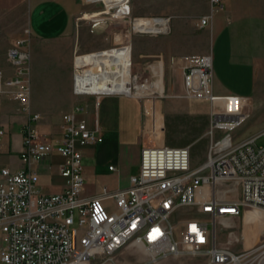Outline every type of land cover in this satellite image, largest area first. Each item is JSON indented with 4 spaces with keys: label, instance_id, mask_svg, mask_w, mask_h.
I'll use <instances>...</instances> for the list:
<instances>
[{
    "label": "built area",
    "instance_id": "built-area-1",
    "mask_svg": "<svg viewBox=\"0 0 264 264\" xmlns=\"http://www.w3.org/2000/svg\"><path fill=\"white\" fill-rule=\"evenodd\" d=\"M209 2L210 12L200 20L202 27L225 7L223 0ZM114 7L115 17L130 23L134 31L159 34L169 29L170 16H135L130 0ZM117 49L129 51L130 73L124 72ZM86 54L106 60L77 63L79 57L86 60ZM8 60L11 73L0 68V99L15 100L26 119L19 155L22 167H0V264H117L116 254L131 245L147 255L136 264L170 255H205L210 264H264V240L239 252L217 241L218 221L249 208L264 211V144L257 143L264 130L235 141L232 131L246 118L242 108L247 98L215 95L211 53L183 56L179 95L212 103L206 160L194 166L188 146L147 144L141 150L140 170L130 177L127 188L109 192L104 187L94 196L82 195V147L102 140L98 125H88L81 117L85 106L78 104L63 113L57 141L41 134L37 128L41 115L31 106L30 38L18 39L8 51ZM86 68L96 75L95 81L106 79L109 86L125 80V89L99 91L91 83L83 84L80 76ZM143 84L132 75L129 43L74 58L73 93L78 97L123 94L144 99L157 91L153 86L142 88ZM217 99L224 104H216ZM5 131L0 125V158ZM52 153L62 157L65 187L61 192H45L34 166ZM107 198L113 200L115 210L104 203Z\"/></svg>",
    "mask_w": 264,
    "mask_h": 264
},
{
    "label": "rangeland",
    "instance_id": "rangeland-1",
    "mask_svg": "<svg viewBox=\"0 0 264 264\" xmlns=\"http://www.w3.org/2000/svg\"><path fill=\"white\" fill-rule=\"evenodd\" d=\"M206 1L209 0H193L192 6L185 11L178 9L173 15H148L171 17L169 29L154 34L134 31L130 23L115 17V7H108L103 0L94 2L80 0V6L68 33L60 38L44 40L33 37L30 32L29 24L32 26V20L35 21L37 17L33 10L30 12V0H0V68L11 73L9 49L18 39L30 38L32 102L40 109L51 110L48 116L41 115L37 128L41 134L53 138L52 126L58 124L61 127L62 124V118L56 117L61 111L68 110L76 103L74 97L76 95L73 93L75 56L125 43L131 44L132 75L139 83L147 84L159 78L158 90L162 92L164 89L163 93L155 91L154 94L144 97L146 100L154 99L153 103L158 112L157 127L150 121L151 114L146 115L149 142L168 146H188L191 150L192 164L195 166L206 160L209 151L211 139L207 131L210 126L209 113L212 103L206 99L179 96L183 91L180 72L183 56L202 54L207 50L214 51V54L211 52L214 79L225 84L231 92H242L250 97L244 101L242 108L246 118L232 131L236 142L264 130V71H259L257 79L252 80L251 72L232 68L221 59L223 55L220 54L218 43L215 46L213 37L212 39L203 37L200 27L195 23L196 15L202 11ZM224 3L226 5L227 0H224ZM134 15L138 16L135 13ZM92 56V60L96 58L97 62L103 58L99 54L97 57L96 54ZM152 66L155 69L159 68V73L155 72ZM146 102L153 108V103ZM215 103L223 105L224 101L217 99ZM257 143L264 144V134L257 138ZM8 160L9 157L4 154L0 158V164ZM83 163L82 159V165ZM59 179L60 183L64 180L61 176ZM44 191H57V184L49 183ZM234 196L238 194L235 193ZM104 203L112 207L110 201ZM110 209L113 211L115 207ZM259 219L260 214L249 208L239 216L218 221L216 226L218 243L229 246L236 252L254 247L264 240V224L258 225ZM209 227L212 229L213 224L210 223ZM140 249L131 245L116 254L115 263L136 264L139 260L146 259L147 255ZM147 264H210V262L205 255L196 257L170 255Z\"/></svg>",
    "mask_w": 264,
    "mask_h": 264
},
{
    "label": "crops",
    "instance_id": "crops-1",
    "mask_svg": "<svg viewBox=\"0 0 264 264\" xmlns=\"http://www.w3.org/2000/svg\"><path fill=\"white\" fill-rule=\"evenodd\" d=\"M130 4L132 13L138 16L173 15L178 9L179 11L188 9L192 6L193 0H130ZM79 6L80 0H30V12L33 10L34 15L37 14L35 21L32 20V26L31 23L29 24L30 32L33 37L44 40L64 36L72 26L73 17ZM209 12L210 2L206 1L202 11L196 15L195 23L200 27L203 37L207 39L213 37V43L215 46L218 43L220 54L223 55L221 59L229 63L232 68L251 72L252 80H256L258 72L264 71V0H227L225 7L214 13L209 25L200 26L201 17ZM125 51V49L120 50L118 56ZM211 52L207 50L205 53ZM213 89L215 95L219 97L236 95L250 98L242 92H231L217 79H214ZM74 97L76 103L66 111L83 104L85 111L81 113V117L86 119L91 127L97 124L98 134L102 136L101 141L82 148L85 178L82 195H98L104 187H107L109 192L127 188L130 177L140 170L143 146L152 144L147 136L146 115L151 114V123L154 122V125L158 126V112L153 103L154 99L146 100L123 94H103L99 98L93 95L83 96L82 99H77L78 96ZM146 101L153 103V108H150ZM31 106L32 110L40 115L48 116V113H51L50 109H40L33 105V102ZM66 111H61L56 118L61 119ZM25 119V114L20 111L15 100L7 97L0 99V125L6 130L2 150L9 157L6 163L0 164V167L10 166L13 169L22 167L23 163L19 155L23 149L22 127ZM52 128L54 141H57L61 137L62 127L57 124ZM61 162L62 157L58 153H52L51 156L43 157L34 163L43 190L53 182L57 184L55 192L64 189L65 178L60 173ZM112 165L114 167L110 168ZM60 176L64 179L62 183ZM105 201L112 203V207L108 205L109 208L115 207L111 198Z\"/></svg>",
    "mask_w": 264,
    "mask_h": 264
},
{
    "label": "bare ground",
    "instance_id": "bare-ground-1",
    "mask_svg": "<svg viewBox=\"0 0 264 264\" xmlns=\"http://www.w3.org/2000/svg\"><path fill=\"white\" fill-rule=\"evenodd\" d=\"M89 1H93V0H89ZM105 1V4L108 6V7H112V6H118V5H121V4H126V2L128 0H115V1H111V0H103ZM120 50L122 49H117L115 50V55L118 57V59H120L123 63V69H124V72H127V73H130L131 72V68L129 67V56H130V53L128 50H126L122 55L118 56ZM92 55L94 54H86V60L83 59V57H79L77 59V63H84V62H91V63H98V62H101V61H104L106 60L104 57L101 58V61L96 60H92ZM98 54H96L95 57H97ZM101 57V56H100ZM153 69L154 66H152ZM163 70V69H162ZM155 72L159 73V68L158 69H155ZM162 76H163V72H162ZM95 77L96 75H94L92 72L89 71L88 68L85 69V72L80 76V79H81V82L84 84V83H91L92 87L93 88H96L98 89L99 91H107V90H118V91H121L123 89H125V84H126V81L123 80L120 84H113V86H109L108 83H107V80L106 79H100L98 81H95ZM158 83H159V78L157 80H154L152 81L151 83H145L142 86V88H146V87H149V86H153L154 88H156V90L159 92V93H163L164 92V89L162 92H160L158 90ZM259 214H260V219H259V224L258 225H262L264 224V211L262 210H259V209H255ZM253 220H251L252 222ZM257 233H258V230H257ZM246 236V235H245Z\"/></svg>",
    "mask_w": 264,
    "mask_h": 264
}]
</instances>
